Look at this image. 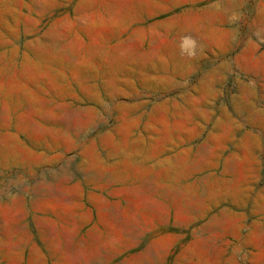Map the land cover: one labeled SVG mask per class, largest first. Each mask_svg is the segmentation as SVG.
Listing matches in <instances>:
<instances>
[{
    "label": "rangeland",
    "instance_id": "rangeland-1",
    "mask_svg": "<svg viewBox=\"0 0 264 264\" xmlns=\"http://www.w3.org/2000/svg\"><path fill=\"white\" fill-rule=\"evenodd\" d=\"M0 264H264V0H0Z\"/></svg>",
    "mask_w": 264,
    "mask_h": 264
}]
</instances>
